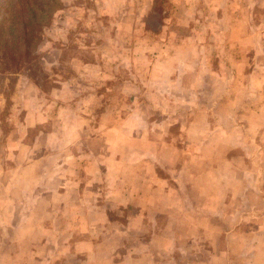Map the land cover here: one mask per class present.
Instances as JSON below:
<instances>
[{
    "label": "crops",
    "instance_id": "0c3cea01",
    "mask_svg": "<svg viewBox=\"0 0 264 264\" xmlns=\"http://www.w3.org/2000/svg\"><path fill=\"white\" fill-rule=\"evenodd\" d=\"M224 1L232 12H237L229 25L231 50L235 51V58L231 52L230 61L237 60L236 64L229 65L219 55L214 57L203 36L190 33V15L181 0L175 23L162 25L169 28V33L162 39L165 49L161 54L157 55V38L147 49L140 43L117 48L123 54L121 51L112 61L111 68L102 69L99 65V73L104 76L99 89L111 91L119 102H125L133 81L121 75L127 71L136 75L137 66L143 65L149 76L148 92H153L151 102H164L170 109L181 102H201L193 94L207 89L203 84L205 76L209 82L249 91V98L240 100L245 105L257 101L255 93L264 86V20L260 22L261 33H255L259 22L255 23L251 3L247 0L244 10L238 13L236 0ZM212 4L220 9L222 0H213ZM67 6L74 7L73 3ZM79 18L75 23H79ZM135 22L128 25L126 19L112 25L117 28L116 33L125 25L123 33L127 35ZM129 37L126 39L132 43L133 35ZM77 41V48H87L80 39ZM120 42L126 44L123 38ZM103 58L106 60L105 55ZM72 60L71 66L77 72L89 66L81 57ZM233 70L242 81L233 78ZM110 85L111 90L107 88ZM54 93L45 95L39 86L21 77L15 102L8 107L7 130L0 129L1 155L10 160V166L1 169L10 172L8 178L0 179V228H5L1 230L5 236L0 237V264H264V220L258 225L264 209H255L256 202L264 204V193L256 197V188H264V178H255L251 157L254 140L264 139L262 118L232 99L224 102L233 107L239 104L240 109L230 108L222 117L208 114V108L192 103L190 106L197 110L191 114L182 109L173 116L140 117L134 113L126 115L121 104L123 110L109 116L106 112L110 97L107 101L101 99L103 104L107 102L106 114L96 122L84 115L67 119L62 113L47 118L43 107L53 95H58V89ZM87 95L82 103L94 100L93 93ZM99 97L96 95L98 101ZM34 99L38 102H31ZM53 103L61 110V102ZM238 122L244 124V130L236 127ZM69 124L71 134L62 131ZM34 129L37 131L32 137ZM63 137L78 142L80 154L84 149L87 155L96 149L108 153V157L115 156L114 170L118 175L125 170L127 141L141 142L147 149L148 157L143 153V160L150 161L141 170L131 169L132 187L139 194L134 197L135 208L115 212L124 218L125 225L110 220L108 199L106 204L95 207L100 194L94 190L109 195V190L115 188L112 180L105 179L107 171L94 170L91 161L87 179L68 176L64 165L76 159V151L54 141ZM225 140H231V147H220V143H229ZM237 149L245 157L241 162L236 159ZM229 150L236 154L223 157L222 153ZM28 154L33 158L25 161ZM207 156H214L215 163ZM51 157L60 161L50 162ZM110 164L111 160L106 165ZM123 187L126 188L125 182L118 180L116 192L122 195L121 202L127 203ZM83 205L84 211L74 210ZM122 208L126 209L125 204ZM128 233L136 238L127 239ZM3 240L6 246H1ZM44 250L52 251L54 260L43 262Z\"/></svg>",
    "mask_w": 264,
    "mask_h": 264
},
{
    "label": "rangeland",
    "instance_id": "374dc122",
    "mask_svg": "<svg viewBox=\"0 0 264 264\" xmlns=\"http://www.w3.org/2000/svg\"><path fill=\"white\" fill-rule=\"evenodd\" d=\"M212 1L213 0H183L186 7V14L190 15L191 19L189 31L191 34L203 36L205 41L211 45L209 49L211 54H214V57L219 55L225 62L229 63V65L233 62L236 64L237 60L233 62L230 61L232 59L230 54L233 52L232 56L234 59L235 51L231 50L229 25L231 20L235 19V14H237V12L235 10L232 12L224 3V0H222V5H220L221 8L215 9ZM60 2L61 8L53 14L48 26L44 27L42 30V39L35 52V63L25 71L17 67V69H13L11 73L0 74V129L2 131L7 130L6 121H8L9 118L7 116L8 107L11 102H15L16 88L18 87L21 77L39 86L45 95L53 94L54 90L57 91L58 89V95H56V97L53 95V97H51L52 100H50L51 102L49 101L48 105H44L43 107L45 111L44 116L47 118L54 116L59 117L62 113V117L67 119L84 115L90 118L92 117L96 122L103 114L107 113V115L110 116V114L113 115V113L117 114V110L122 111L121 104L124 105V113L126 115L134 113L140 114V117L167 114L173 116L182 109H185L187 113L191 114L193 111L197 110V107L190 106L192 104H200L202 108H208V114H217V116L222 117L226 110L230 108L236 111L240 109L239 104L233 107L224 101L232 99L240 102V100L245 101V99L249 98V91L246 92L244 88L231 89L228 88V86L225 87L224 84L221 83L209 82L210 78L205 76L203 78V84H205L207 89L193 94L196 96L198 95V97L201 98V102H181V104H175L174 107L170 109L171 106L166 105L164 102H154L155 104L151 102V95L153 92L151 94L148 92L149 76L148 73H146L145 66L142 65L140 67L137 66L136 75L129 74L128 71L124 76L123 74L121 75L123 79L133 81V87L131 91L127 90L125 102H119V98L116 94H112L111 91L108 90L105 91L103 88L102 90L99 89L104 80V76L101 75L99 71H101V68H111V65L114 64L112 61L117 58L121 51V55L123 54V50L120 49L117 51V48L128 46L129 43H140L141 47L143 45V47L147 49V46L150 45L153 39L157 38L155 39L157 40L158 46L157 55L161 54V50L165 49V46H163L165 42L162 39L165 37V33H169V28L163 27L162 25H171L175 23L177 19L176 7L181 0H60ZM246 2L247 0H236L235 4L239 8L238 13L244 10ZM248 2L251 3V10L255 23L259 22L255 26V33H261L263 28L260 26V22L264 20V0H248ZM70 3H73L75 8H67V5ZM79 16L81 18H79ZM76 18H79V23H75ZM134 18L136 19L134 20ZM72 19H74V21ZM126 19L129 20L128 25H130V21H136L133 30L128 29L126 31L127 35H124V25L120 26L116 33L117 28L113 27L112 23ZM106 22L110 23L111 26L107 24V28L105 25ZM139 22H141V26H139ZM69 24H72V28H70ZM131 34L133 35L131 39L132 43L126 39L131 38L129 37ZM117 36H120V39L123 38L126 44L121 43ZM83 38L86 39V42H82ZM78 39H80L81 43L85 44L87 48L84 50L83 48H77ZM160 45L161 47H159ZM44 47L46 48L44 49ZM107 53L110 54V57ZM111 53L113 55L112 57ZM211 54H209V56H212ZM103 55H105L106 60L103 58ZM73 57H81L82 61L89 63V66L83 69L80 68L78 70L79 72H77L73 65L71 66ZM102 60L105 62H102ZM99 65L101 68H99ZM127 65L131 66L128 60ZM233 72V78L241 80V76L239 74L235 75L234 70ZM231 81L233 80H230V82ZM107 88L111 90L112 85L107 86ZM261 88L262 89H260L258 93H255L259 98L257 101L248 102V105H245V102H240V104L244 105L241 108L245 110L247 107L256 117L264 120V86ZM89 93H93L94 100L82 103L84 102L83 100L86 101L88 99L87 94ZM96 95L100 96L99 101ZM109 97L110 102H105L107 103L109 111L105 113V103L103 104L101 99L104 98V100L107 101ZM41 99L43 101V97H41ZM53 101L61 102V110L55 103L51 104ZM31 102H38V100L34 99ZM234 103L235 102H232L231 104ZM71 125L72 124H69V126L67 125L68 128L66 129L62 127V131L71 134ZM242 125H239L238 122L236 127L238 126L240 130H244V124ZM46 129H49V126L46 125ZM261 130L264 131V123ZM36 131L37 130L34 129L31 136L36 133ZM54 141L61 144L63 148H71L72 151L75 148L76 159L73 161L70 160L64 165L68 172V176H80L83 180L87 179V177H90L89 174L91 173V171L87 169V165L91 164V161L94 170L102 169L107 171L105 179H109V181L112 180L115 188L109 190L112 191L109 195H107V193L104 195V193L94 190L95 194H100V196H98L100 201L95 207H101L103 204H106V199H108L107 201L110 203L108 207L110 220L115 222L118 221L122 225H125L126 222H123L124 218H119L115 215V212L118 210L127 212L135 208L134 197L139 196V194L136 195L137 193L134 192L132 187L134 172L131 169L141 170L146 163L150 161L149 158L143 160V153H146L145 156L148 157L147 149L141 145V142L134 143L132 140L127 141L125 148L126 152L123 155V157H125V170L118 175L115 171L117 167V162L114 161L115 156L108 157V153L96 149L94 153L88 155L84 149L80 154L77 152L79 149L78 142L76 143V141L70 137H63L62 139H56ZM230 145L231 140L226 146H224V143H220L221 148L231 147ZM260 147L262 148L260 149ZM2 152V145L0 144V179L6 180L10 172H3L1 169H7V167L10 166L8 165L10 160L7 159V156H2ZM232 154H236V151L229 150V153H222L223 157H225L224 155L230 156ZM242 157L245 158L240 154V149H237V161L241 162ZM251 157L253 158V169L255 171L253 173L255 174V178L261 180V178H264V139L258 138L254 140ZM32 158L33 157L28 154L24 157V160L30 161ZM65 158V156H61V160H65ZM207 158H210L211 162L215 163L214 156H207ZM106 159H108L106 161L108 164L111 160L110 167L106 165L107 163H103ZM49 161L57 163L60 160H54L53 157H51ZM97 178L101 179L102 176H97ZM118 180L125 182L126 188L123 187V190L125 191L126 197H123L127 203H122V195H118V192H116L118 190ZM256 189V197L263 195V187ZM90 193L91 191L88 192V195ZM118 199L120 200L118 201ZM124 204L126 209L122 208ZM256 206L257 208L255 209H264V204L262 202H256ZM71 210L73 211V209ZM74 210L82 212L85 210V206H78L77 209ZM262 218H264V214L258 220V225L264 220ZM254 222H256V220H253V223ZM1 230H5V228H0V237L3 238L5 233ZM126 237L130 240L136 238L132 233H128ZM146 238H149V236H146ZM5 243L6 240H3L1 246H6ZM41 256H43V262L49 259L54 260L53 253L52 251L49 252V250L42 251ZM64 259L65 258H62V262H64ZM60 261L61 259L57 260V262Z\"/></svg>",
    "mask_w": 264,
    "mask_h": 264
},
{
    "label": "trees",
    "instance_id": "16d2710c",
    "mask_svg": "<svg viewBox=\"0 0 264 264\" xmlns=\"http://www.w3.org/2000/svg\"><path fill=\"white\" fill-rule=\"evenodd\" d=\"M60 8V0H0V74L35 63L42 30Z\"/></svg>",
    "mask_w": 264,
    "mask_h": 264
}]
</instances>
